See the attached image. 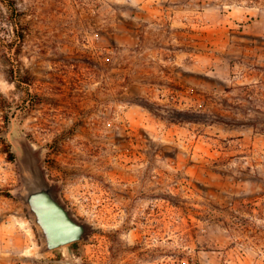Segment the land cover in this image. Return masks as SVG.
<instances>
[{"label": "rangeland", "instance_id": "1", "mask_svg": "<svg viewBox=\"0 0 264 264\" xmlns=\"http://www.w3.org/2000/svg\"><path fill=\"white\" fill-rule=\"evenodd\" d=\"M261 83L264 0H0V264H264ZM30 163L83 240L45 250Z\"/></svg>", "mask_w": 264, "mask_h": 264}, {"label": "water", "instance_id": "2", "mask_svg": "<svg viewBox=\"0 0 264 264\" xmlns=\"http://www.w3.org/2000/svg\"><path fill=\"white\" fill-rule=\"evenodd\" d=\"M21 199L40 229L45 250H55L87 236L88 226L72 215L60 201L55 184L49 183L43 172L32 163L29 164Z\"/></svg>", "mask_w": 264, "mask_h": 264}, {"label": "trees", "instance_id": "3", "mask_svg": "<svg viewBox=\"0 0 264 264\" xmlns=\"http://www.w3.org/2000/svg\"><path fill=\"white\" fill-rule=\"evenodd\" d=\"M20 20H21L20 16L19 14H17L14 17L12 16L11 19L8 21L9 22L8 24L12 27L16 39L18 40H21L24 37V34L21 31L22 29H20ZM16 55H18V53H16ZM11 59H12L11 55H9L8 60L10 61ZM11 73L12 76L15 75V71L13 68L11 69ZM23 82L27 83L30 82V80L25 78L23 79ZM261 84L262 85L252 88H249L247 86L242 87V90L244 92L242 94L243 96L242 98L243 100L247 101L248 104H250L251 107H248V110H252L256 114L254 119H252V121H249L248 124L252 126L254 132L264 135V109L262 110L260 109V108H264V84L263 83Z\"/></svg>", "mask_w": 264, "mask_h": 264}]
</instances>
